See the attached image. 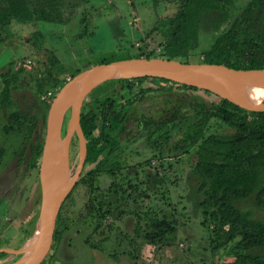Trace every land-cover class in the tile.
Segmentation results:
<instances>
[{"label": "rangeland", "instance_id": "1", "mask_svg": "<svg viewBox=\"0 0 264 264\" xmlns=\"http://www.w3.org/2000/svg\"><path fill=\"white\" fill-rule=\"evenodd\" d=\"M248 1L234 0L228 6L230 20L238 16ZM158 2L156 5L155 0H65L62 7L67 12L66 16L71 18L68 24L13 22L10 36H6V41L0 44V72L9 67L18 70L25 66L20 76L23 85L18 84V89L13 92L15 107L25 110L33 103L30 99L34 93L32 73L42 75L45 48L55 51L68 75L101 62L127 59L132 54L152 53L160 57L165 38L157 28L160 20L173 16L178 7L172 5L170 0ZM219 18L220 12H210L204 16L199 44L190 53L192 61H199L218 32L227 28L228 23L219 30L215 28ZM36 30L44 34L43 43L37 47L26 41ZM163 85L169 86L170 83L146 80L133 88L135 95L140 87H152L154 90L127 107L132 123L121 135V161L125 162L124 167L116 170L114 175L103 173L93 176V187L88 184L89 181L84 182L85 179L77 180L62 209L60 227L65 229L58 249L52 252L48 264H218L231 260L221 248H214L211 228L202 223L200 201L203 196L197 191L198 180L192 169L196 147L186 139L199 127L196 102L210 105L213 96L180 87H174L171 93H164L159 88ZM112 86L108 84L94 94L92 92L84 104L96 97H104L115 88ZM50 91L53 92L52 89ZM263 93L255 90L251 97L259 99L257 96ZM170 99L168 105L175 106L181 118L175 127L165 129L172 135L171 139L156 154L155 149L148 146V137L154 128H144L141 121L148 117L147 114L161 111L165 101ZM120 101L124 103L125 99ZM69 119L70 112L66 125ZM6 122L5 114L0 112V144L6 148L0 171L6 167L13 170L5 183L0 184V191L8 183L13 184V191L18 187L19 191L9 205L7 200L13 199V194L0 196V199L7 198V202L0 205V251L5 253L0 254V264L14 263L22 256L18 251L27 240L22 227L30 229V221L39 215L36 204L39 202L40 206L41 201L38 172L24 164L18 165L19 155L13 153L18 141L3 132ZM226 132H231V129L216 118L202 127L204 136ZM65 135L66 128L63 137ZM75 137L68 153L70 177L78 165L79 142ZM28 154L26 150L23 156L25 161ZM146 161H150V164ZM15 167L19 169L17 179L13 176ZM89 177L86 179L89 180ZM114 182L119 188L123 186L127 189L123 197L121 192H113ZM238 206L252 211L256 219L264 221V210L256 207L252 199L238 203ZM107 209H110V213L101 217V212L105 213ZM156 210L161 215L179 218L177 231L166 235L164 242L154 245L146 242L143 234L149 229V218L145 214Z\"/></svg>", "mask_w": 264, "mask_h": 264}, {"label": "trees", "instance_id": "2", "mask_svg": "<svg viewBox=\"0 0 264 264\" xmlns=\"http://www.w3.org/2000/svg\"><path fill=\"white\" fill-rule=\"evenodd\" d=\"M64 1L0 0V44L6 41V36H10L9 30L13 22L46 21L68 24L71 18L69 19L66 16L67 12L63 11ZM170 1L178 9L173 16L161 19L157 28L165 38L161 58L224 64L235 69L264 68V0H249L233 20H230L227 8L233 4L234 0ZM158 3V0H155V4ZM210 12H220L215 28L219 30L223 24L227 23L228 26L218 32L212 45L202 53L199 61H192L190 53L199 44L200 26L204 16ZM26 41L37 47L43 43L44 34L36 30L26 38ZM44 50L46 52L45 67L42 75L32 73L31 86L34 93L30 99L33 103L28 109L15 107L13 94L18 89V84L23 85L20 76L25 66L18 70L9 67L8 70L0 72V112H3L7 119L2 128L3 132L18 141L17 149L13 151L14 154L19 155L18 165L24 164L36 170L40 164L46 120L52 98L68 79L81 72L77 70L68 75L64 63L55 51L48 48ZM142 56L157 57L149 53L132 54L127 58ZM146 80L170 83L169 86L160 87L164 91H172L176 86L202 91L213 96L210 105L205 102H196L199 108L197 122L199 127L186 138L190 145L196 147L192 169L198 180L197 191L203 196L200 201L202 223L211 228V242L214 248H221L225 251V256L231 258L218 264H264V221L256 219L252 211L238 206V203L252 199L256 207L264 210V112L248 111L210 91L163 78L140 77L105 82L92 94L98 89L107 87L108 84L115 88L104 97H96L82 107L81 126L87 141V157L80 180L89 181L88 184L93 187V176L103 173L114 175L116 170L119 171L124 167L125 162L121 161L120 137L127 130L128 122L131 121L127 107L134 105L135 101H140L149 91L154 90L152 87H140L135 95L133 91L135 85H141ZM50 89L53 91V96L42 99V96L46 95ZM122 98L125 99L124 103L120 101ZM172 109V112L166 111L165 115L163 114L159 119L145 117L141 121L144 128H154L148 141L153 148L155 147L156 154L171 139L172 135L165 131L168 128L166 125L172 123L170 127L172 128L181 118L179 111ZM213 118L229 127L231 132L210 133L204 136L202 127ZM65 128L66 124L63 134ZM26 150L29 151L27 161L23 158ZM5 153V146L0 144V165ZM146 162L150 164V161ZM87 176H90L89 180L86 179ZM112 186L113 192L122 193L121 197L127 191L123 186L119 188L116 182ZM134 189L136 190L137 187L135 186ZM37 204L38 212L39 202ZM61 212L58 215L50 253L40 264H48L52 259V252L58 249L65 229L60 227ZM106 213H110V209H107L105 213L101 212V217ZM145 215L149 218V229L143 234L146 242L157 245L166 240V235L177 231L179 217H167L165 214H159L157 210L147 211ZM37 219L38 215L30 221V229L25 230L22 227L26 239L32 236Z\"/></svg>", "mask_w": 264, "mask_h": 264}, {"label": "water", "instance_id": "3", "mask_svg": "<svg viewBox=\"0 0 264 264\" xmlns=\"http://www.w3.org/2000/svg\"><path fill=\"white\" fill-rule=\"evenodd\" d=\"M140 77L163 78L195 86L248 111L264 112V96L256 99L242 92V88L252 82H264V68L235 69L216 63L137 57L96 64L79 72L68 79L52 98L39 165L41 201L37 223L30 237L34 242L28 250L25 249L26 242L18 251L22 256L12 264H40L51 248L62 204L79 179L86 161L87 141L81 126V113L87 97L105 82ZM69 112L70 119L63 137ZM74 135L79 142L78 165L70 177L68 153Z\"/></svg>", "mask_w": 264, "mask_h": 264}, {"label": "flooded vegetation", "instance_id": "4", "mask_svg": "<svg viewBox=\"0 0 264 264\" xmlns=\"http://www.w3.org/2000/svg\"><path fill=\"white\" fill-rule=\"evenodd\" d=\"M174 87H176V86H174ZM160 88V87H159ZM174 89V88H173ZM161 91L162 92H164V93H171V91H164V90H162L161 89ZM171 102V99L168 101V100H166L165 101V106L163 107V109L161 110V111H159V112H157V113H150V114H147L146 116H148V117H151V118H158L159 119V117H162V115L164 114L165 115V112L167 111L168 113L169 112H172L173 111V109L172 108H175V106H169L168 104ZM174 103V102H173ZM172 104V103H171ZM177 110V109H176ZM145 118V117H144ZM143 118V119H144ZM147 118V117H146ZM141 119V118H140ZM140 119H138L139 121H140ZM135 120H137V118H135ZM131 123H132V121H130V122H128V125H127V129L129 128V126L131 125ZM176 124H177V122L173 125L174 127L176 126ZM171 125H172V123H168L166 126H168V127H171ZM144 126V125H143ZM76 136V135H75ZM77 140H78V138H77V136L75 137ZM120 140H121V137H120ZM120 145H122V142L120 143ZM148 146L150 147V148H152V149H154L153 148V146L152 145H150V143H149V141H148ZM152 146V147H151ZM122 154H123V145H122ZM87 157V156H86ZM40 165V164H39ZM0 166H2V164L0 165ZM13 170L12 169H9L8 167H6V168H2V172L0 171V173H1V175H0V184H4L5 183V181L9 178V176L10 175H12V174H10V173H13L12 172ZM14 171H16V173L13 175L14 176V178L15 179H17L18 178V176H19V169L18 168H16L15 167V169H14ZM37 172H38V176H39V168L37 169ZM81 176V175H80ZM79 179H80V177H79ZM19 186V185H18ZM12 187H13V184L12 183H8V184H6L5 186H3V190L2 191H0V196L2 197V196H4L6 193L8 194V196H11V194H13V199H8L7 201H8V205L10 204V203H12L13 202V200H15V197H16V195L18 194V191H19V187L18 188H16V190L15 191H13L12 190ZM74 190V189H73ZM73 190L70 192V193H72L73 192ZM13 191V192H12ZM12 192V193H11ZM22 191H20L19 193H21ZM70 193H69V195H70ZM10 194V195H9ZM68 195V197L65 199V201L63 202V204H62V207H61V209H60V212L62 211V209H63V206L65 205V202L68 200V198L70 197ZM6 199L7 198H1L0 199V205H2L3 204V202H7L6 201ZM37 205L38 204H36V207H37ZM60 212H59V214H60ZM57 220H58V218H57ZM57 223L58 222H56V226H55V229H56V227H57ZM55 233V232H54ZM53 239H54V236H53ZM52 243H53V240H52ZM52 243H51V245H52ZM51 249V248H50ZM52 251V250H51ZM50 253V250H49V252L47 253V255H46V257H48V254ZM53 255V254H52ZM45 257V258H46Z\"/></svg>", "mask_w": 264, "mask_h": 264}, {"label": "bare ground", "instance_id": "5", "mask_svg": "<svg viewBox=\"0 0 264 264\" xmlns=\"http://www.w3.org/2000/svg\"><path fill=\"white\" fill-rule=\"evenodd\" d=\"M255 90H259V91H263L264 92V82L262 81H255V82H252L250 85H247L246 88H242V92L248 96H251L252 94V91H255ZM264 96V93L259 97L257 96L258 98H261ZM68 174L70 176V171L68 169ZM34 242V238H30L27 243H26V246H25V249L28 250L31 245L33 244Z\"/></svg>", "mask_w": 264, "mask_h": 264}, {"label": "built area", "instance_id": "6", "mask_svg": "<svg viewBox=\"0 0 264 264\" xmlns=\"http://www.w3.org/2000/svg\"><path fill=\"white\" fill-rule=\"evenodd\" d=\"M53 96V92L48 91L46 95L43 96V98H49Z\"/></svg>", "mask_w": 264, "mask_h": 264}, {"label": "crops", "instance_id": "7", "mask_svg": "<svg viewBox=\"0 0 264 264\" xmlns=\"http://www.w3.org/2000/svg\"><path fill=\"white\" fill-rule=\"evenodd\" d=\"M27 241H28V239L24 242V244H25ZM24 244H23V245H24ZM23 245H22V246H23ZM1 253H4V252L0 251V254H1ZM16 255H18V253H16ZM11 264H12V263H11Z\"/></svg>", "mask_w": 264, "mask_h": 264}]
</instances>
